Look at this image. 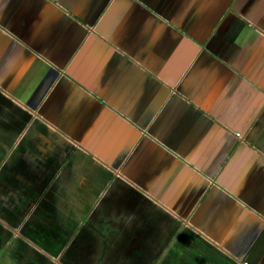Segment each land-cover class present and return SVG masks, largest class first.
I'll return each mask as SVG.
<instances>
[{"label":"crops","instance_id":"1","mask_svg":"<svg viewBox=\"0 0 264 264\" xmlns=\"http://www.w3.org/2000/svg\"><path fill=\"white\" fill-rule=\"evenodd\" d=\"M0 183L27 193L0 194V236L28 218L0 264L52 259L25 243L60 215L23 214L45 183L105 229L143 213L153 262L264 264V0H0Z\"/></svg>","mask_w":264,"mask_h":264},{"label":"rangeland","instance_id":"2","mask_svg":"<svg viewBox=\"0 0 264 264\" xmlns=\"http://www.w3.org/2000/svg\"><path fill=\"white\" fill-rule=\"evenodd\" d=\"M49 184L45 183V185H43L45 186V191ZM12 185L15 186L12 190L14 198L17 196L20 198L22 196L26 197L27 193L25 190L20 191L23 186L20 187L18 183H0V194L5 196L8 195L6 190L10 188V186L12 187ZM41 187L42 185L40 187H35V192H32V190L30 191L32 194L30 195L31 198H29L30 200H28V203H25V206H30L29 208L27 207L23 213L25 215L31 213V217L37 219V221L42 218V216L39 215L41 210L47 207L45 204V196L43 198L41 196L35 197ZM60 193L61 197L56 201L58 203L57 208L60 211V215H57L59 216L58 219L56 218L47 223H44L42 220L39 221L42 226L37 225V227H39L37 230L36 228L31 229L34 232L37 231V235L31 232L35 237L28 235L30 241L27 242L24 240L27 246H30L34 250H37L35 249V245H43L44 241H46L45 245L52 244L51 246H45V248L50 249L52 259H50L48 255L41 257L47 264L49 261H51V264H171L169 262L171 254L167 252L161 253L160 258L156 262H153V259L155 256L157 257L159 252H153L151 250L154 246L149 243V238H153L155 234L149 233L147 235L148 228L143 232L142 226H136L137 224H145V221L140 220L143 218V213L134 216L131 214L132 211L127 210V205L125 207V203L117 201L115 204L112 202V205L122 206L129 219L126 218L124 225H119L117 222H114V225L106 226L105 229V227L103 228L102 213L98 202L92 201V204H85L73 198V203L68 204L67 201L71 202V199L62 196L61 191ZM75 196L79 198L80 195L76 193ZM9 197L10 200H12L10 195ZM27 198H25L23 202L27 200ZM131 201L135 202L133 198H131ZM6 204H9V202ZM39 204L41 207L38 206ZM85 209H88V211H83ZM6 210L8 209L4 207L0 209V211L8 217L9 214H7ZM106 215L110 221L112 215L108 213H106ZM135 217H137V219H135ZM9 218H11L9 221L11 225L15 219L11 216ZM27 219L26 217L18 216L19 223L16 224L15 222L16 225L12 228L16 231V234L9 229L10 234L5 237L0 236V261L5 260L4 254H7L8 260L14 259L12 257L10 258L7 251L12 252L13 249L16 250L10 245L15 238L20 237L18 234L20 231L18 229L23 223L28 222ZM0 225L2 226L1 228L6 227L2 223H0ZM27 226L28 224L21 229V233H27V229H25ZM199 245L200 247H198ZM189 246L192 248L189 247L186 252L187 254L185 253V258L187 260L186 264H221L224 260L226 262L229 261L225 259L222 254L211 249L209 246L202 244L197 245L195 242L191 241ZM163 255L165 256L162 258ZM29 260L31 261L30 264L38 263L37 258L34 256L29 257ZM200 261L202 262L200 263Z\"/></svg>","mask_w":264,"mask_h":264},{"label":"flooded vegetation","instance_id":"3","mask_svg":"<svg viewBox=\"0 0 264 264\" xmlns=\"http://www.w3.org/2000/svg\"><path fill=\"white\" fill-rule=\"evenodd\" d=\"M52 185H53L52 183L49 184V186H50L51 189H49L50 192H49V194H48V200L46 199L47 202H50V201H57V198H58V197H57L58 192H56L57 189H56V191H55V187H52ZM52 188H53V189H52ZM32 192H33V191H32ZM59 193H60V192H59ZM60 195H61V193H60ZM51 199H53V200H51ZM46 201H45V202H46ZM71 202H73L72 199H71ZM45 204H46V203H45ZM38 206H39V205H38ZM85 212H87V211H85ZM85 212H84V213H85Z\"/></svg>","mask_w":264,"mask_h":264},{"label":"trees","instance_id":"4","mask_svg":"<svg viewBox=\"0 0 264 264\" xmlns=\"http://www.w3.org/2000/svg\"><path fill=\"white\" fill-rule=\"evenodd\" d=\"M192 248V247H191ZM202 261H200L201 263ZM221 264H229L228 262H226L225 260L221 263Z\"/></svg>","mask_w":264,"mask_h":264},{"label":"built area","instance_id":"5","mask_svg":"<svg viewBox=\"0 0 264 264\" xmlns=\"http://www.w3.org/2000/svg\"><path fill=\"white\" fill-rule=\"evenodd\" d=\"M236 135L239 136V133H236ZM240 264H246V263L242 262V263H240Z\"/></svg>","mask_w":264,"mask_h":264}]
</instances>
